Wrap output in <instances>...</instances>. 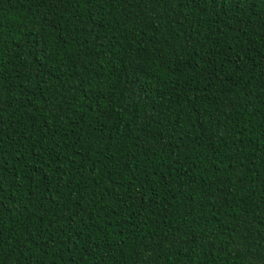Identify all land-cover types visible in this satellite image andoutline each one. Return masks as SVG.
<instances>
[{
  "label": "trees",
  "instance_id": "trees-1",
  "mask_svg": "<svg viewBox=\"0 0 264 264\" xmlns=\"http://www.w3.org/2000/svg\"><path fill=\"white\" fill-rule=\"evenodd\" d=\"M0 264H264V0H0Z\"/></svg>",
  "mask_w": 264,
  "mask_h": 264
}]
</instances>
